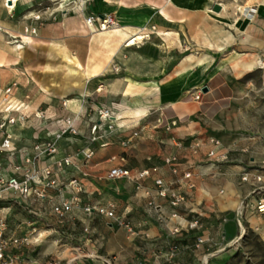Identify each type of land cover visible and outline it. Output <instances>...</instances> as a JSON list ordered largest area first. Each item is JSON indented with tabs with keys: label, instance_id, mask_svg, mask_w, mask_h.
<instances>
[{
	"label": "rangeland",
	"instance_id": "374dc122",
	"mask_svg": "<svg viewBox=\"0 0 264 264\" xmlns=\"http://www.w3.org/2000/svg\"><path fill=\"white\" fill-rule=\"evenodd\" d=\"M102 1L15 0L7 5V0H0V97L16 78L28 91L33 107L48 108L51 121L73 113L55 109L59 102L81 98L92 106L83 117L85 135L92 136L91 129L97 124L94 136L100 134L109 146L121 145L135 130L132 121L142 114L129 111L130 106L156 100L151 105L155 111L203 87L215 90L221 109L213 120L201 121L202 131L196 136L215 137L222 143L225 154L215 162L218 191L225 192L235 177L234 186L244 199L219 213L214 235L202 250L176 255L175 249H162L158 258L160 264H264V215L255 210L264 194V38L245 35L252 19L257 21L254 16L264 17V0H174L170 15L167 12L173 23H147L138 31L146 37L130 47L113 31L119 27L113 14L107 13L117 25L108 33L82 27L85 14L94 12L92 8ZM215 4H221L219 11L213 10ZM15 44L23 47L16 50ZM121 105L126 108L116 109ZM102 108L111 109V121L100 122ZM140 126L131 145L142 136ZM172 129L156 128L167 140L176 136ZM194 140L185 139V144L197 155L199 151L192 149ZM142 149L149 151V145ZM249 185L252 192L246 189ZM135 189L125 188L128 193ZM178 193L185 199L183 192ZM25 210V206H12L5 214L7 230L21 233L16 226H26L29 216ZM41 226L54 228L50 220ZM170 236L175 238L176 233ZM52 238L49 234L35 246V257L47 255ZM170 239L162 241L165 248ZM148 243L142 241L141 248L150 247Z\"/></svg>",
	"mask_w": 264,
	"mask_h": 264
},
{
	"label": "crops",
	"instance_id": "0c3cea01",
	"mask_svg": "<svg viewBox=\"0 0 264 264\" xmlns=\"http://www.w3.org/2000/svg\"><path fill=\"white\" fill-rule=\"evenodd\" d=\"M173 1L103 0L101 6L92 8L94 12L91 13L113 14L118 20V25L128 33L127 38L138 33L139 28L144 27L147 23L158 26L173 23V19L168 16ZM254 17L257 21L252 19L247 25L245 35L248 33L249 38L256 36L261 41L264 38V17L258 15ZM182 22V20H178V23ZM250 26H254L256 29H250ZM82 27L93 31L84 27L83 23ZM158 33L160 34L161 31ZM19 84L14 103L24 107L23 111L27 113L28 120L6 127V131L11 136V142L17 149L30 147L37 141V137L45 138L47 132L54 131L55 123L60 121L49 119L46 115L48 108L42 110L33 107L28 91L22 88L23 84L20 82ZM206 89V92L195 90L191 95H183L180 99L155 111L151 109V105L156 104V100L151 102L148 100V103L140 101L138 104L130 106L129 111L142 114L139 115V119L132 122L135 124V130L141 125L140 129L143 133L128 150L117 143L108 146V143L101 137L92 142L90 135H85L86 126L83 119L86 110L88 108L91 110L92 106L86 105L81 98L68 100L64 108L73 113L65 116L76 118L78 134L65 135L58 141V155L74 154L85 148L93 149L94 154L89 161H85L82 154L78 153L77 169L69 168L64 179L78 176L80 172H87V177L81 179L84 187V193L81 194L82 201L91 204L113 203L116 215L131 225L132 232H128L104 217L97 216L94 220L89 221L78 210L73 211L64 219H59L51 213L47 198L30 200V206L16 201L5 202L1 204L4 205L5 214L9 213L13 205H18L22 208L25 206V212L29 216L25 220L26 226L21 223L16 226L22 229L20 234L16 233V229L12 231L6 229L7 234L14 233L17 236H22L24 233H29L32 228L37 233V243L22 247L20 249L21 256L27 261L44 262L48 259H56L57 264H145V260L152 257L148 264H160L161 259L158 258V254L162 253V249L168 250L174 246L177 251L176 255L186 254L190 251L196 253L202 250L209 237L214 235L213 225L217 223L219 213L233 204L238 205L244 199L242 191L234 186L235 177L228 181L225 192L218 191V179L215 178L219 175L215 163L218 159L206 156V145L201 147L197 155H193L189 146L185 144V139L204 142L207 137L196 136V134H201V123L213 120L221 109L220 105H216L219 95L213 89L208 87ZM96 92L99 94L100 91ZM196 94H199L197 100L194 99ZM100 106L105 105L101 104ZM54 107L57 109L62 107V104L59 102ZM117 108L124 110L123 108L126 107L121 105ZM38 111L44 113L46 117L41 121L40 126L38 119L34 117V113ZM172 121L175 122V127L171 126L170 128L173 127L171 131L177 137L173 136L172 140H167L156 128L164 130L166 125ZM158 143L161 146L157 145ZM101 144L105 145L100 146ZM142 145H149V151H144ZM222 147L221 143L223 151ZM133 156L134 159H132ZM169 156L177 158V172L174 174L171 173L170 167L164 163V158ZM48 161L49 159H43L42 163ZM14 162H18V158L8 157L6 152L1 153L0 173L8 174L11 163ZM114 166H124L132 173L150 167H157V171L144 179L139 189L128 193L125 190L126 187L134 186L135 188L132 181L125 178L115 180L105 178L107 170ZM187 171L191 172V177L184 179L182 175ZM155 178H161L169 191L183 192L185 194L184 201L173 207L170 205L168 197L157 196L153 182ZM189 182L194 186L189 187ZM249 188L250 185L247 186V191L252 192L248 190ZM222 193L224 195L220 196ZM48 194L51 201L59 200L58 191L49 189ZM219 200H222L223 203L221 204ZM255 215L257 214L254 213ZM47 220L52 222L54 228L42 229L41 225ZM194 222L196 224L193 226ZM87 225H91L92 230L89 234H84L82 229ZM174 227L179 229L175 238L172 237L173 235L170 236ZM49 234L54 239L52 238L53 242L47 255L35 257V246H39ZM170 237L173 238V241ZM165 239H170L172 242H166L170 245L166 248L162 245V241L164 242ZM142 241H148L147 245L150 247L141 248Z\"/></svg>",
	"mask_w": 264,
	"mask_h": 264
},
{
	"label": "built area",
	"instance_id": "2783aa9c",
	"mask_svg": "<svg viewBox=\"0 0 264 264\" xmlns=\"http://www.w3.org/2000/svg\"><path fill=\"white\" fill-rule=\"evenodd\" d=\"M82 23L84 27L94 31H107L114 28L117 23L116 19L109 14H96L88 12L85 14ZM154 28V27H153ZM18 83L12 81L7 85L0 97V107L3 103L4 107L0 108V155L3 152L8 154V157L15 156L18 162L11 163L8 174L0 173V264H57L56 259H48L44 262L27 261L21 254L20 249L25 246H32L37 243V233L34 228L29 233H24L22 236H17L14 233L7 234L4 206L5 202H22L31 205L30 200L45 199L49 201L50 211L59 219H64L71 215L73 211H80L84 217L92 221L95 217L100 216L111 220L119 227L124 228L128 232H132L131 225L123 218L116 215L115 206L113 203H84L81 194L84 193L82 178L87 177V172H80L78 176H70L64 179L69 168H76L78 165V153H81L85 161H89L94 154L91 148L81 149L74 154H67L59 156L58 141L65 135H77L78 124L75 117L64 116L60 121L56 122L55 130L47 132L45 138H36L30 147L17 149L13 146L10 135L6 131L8 125L17 122H25L28 120L27 113L22 105L14 103V97L18 91ZM199 94L194 95V99H198ZM68 100H63L62 107H66ZM110 108L99 109L100 122L105 119L108 120ZM15 113V114H14ZM34 117L38 119V125L41 121L46 119L44 113L38 111L34 113ZM175 122L172 121L166 125V129L174 126ZM98 125H93L91 129L90 140L93 142L100 138V134L94 136ZM111 127V126H110ZM138 136V130H133L126 139L123 140L121 146L130 147L132 140ZM101 144L100 146H104ZM206 145V156L211 159H221L224 152L221 149V143L214 137H207L203 142L201 140H194L192 143L193 152L196 153L202 146ZM43 159H49L48 162L42 163ZM164 163L170 167L172 173L177 172V158L169 156L164 158ZM157 171V167L144 168L135 172L124 166H114L107 170L105 178L108 180L115 179H128L135 184V188L139 189L144 179L150 176L151 173ZM184 179L191 177V172L183 173ZM242 177V180H245ZM155 185V194L159 197L170 200V205L173 207L178 206L184 201V197L179 193L169 191L161 178L153 180ZM189 187H193V183H188ZM58 191L59 200L57 202L51 201L48 190ZM67 194V195H66ZM152 204V203H150ZM257 213L264 215V194H262L255 204ZM196 222L193 223V226ZM92 230L91 225L84 226L82 231L84 234H89ZM179 232L178 227H174L171 233ZM201 242V240H199ZM174 246L171 250L174 251Z\"/></svg>",
	"mask_w": 264,
	"mask_h": 264
},
{
	"label": "bare ground",
	"instance_id": "6f19581e",
	"mask_svg": "<svg viewBox=\"0 0 264 264\" xmlns=\"http://www.w3.org/2000/svg\"><path fill=\"white\" fill-rule=\"evenodd\" d=\"M14 1L15 0H7V5H13L14 4ZM221 5V4H220ZM223 7V6H222ZM115 30L123 37L125 38L126 42L128 41V43L125 45L127 47H130L132 45H134L135 43H138L140 40H143L146 36H143L141 34H138V33H135L129 37L126 38V36L128 35V33L123 29V27L119 26L117 28H115ZM109 30L107 31H102L100 33H104V32H108ZM23 46H21L20 44H15L13 45V48H15L16 50L17 49H20L22 48ZM17 52V51H16ZM254 62H252L251 64L249 65H246V68H250L252 67ZM112 117V116H110ZM111 121V120H110Z\"/></svg>",
	"mask_w": 264,
	"mask_h": 264
},
{
	"label": "water",
	"instance_id": "95a60500",
	"mask_svg": "<svg viewBox=\"0 0 264 264\" xmlns=\"http://www.w3.org/2000/svg\"><path fill=\"white\" fill-rule=\"evenodd\" d=\"M213 10H214V11H219V10H220V5L215 4L214 7H213ZM206 90H207L206 87H204V88L202 89L203 92H206Z\"/></svg>",
	"mask_w": 264,
	"mask_h": 264
}]
</instances>
